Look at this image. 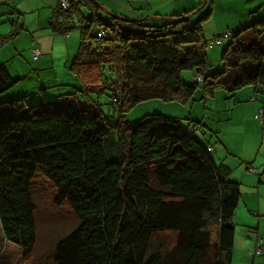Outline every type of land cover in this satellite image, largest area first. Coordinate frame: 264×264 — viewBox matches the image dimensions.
<instances>
[{
	"label": "trees",
	"instance_id": "obj_1",
	"mask_svg": "<svg viewBox=\"0 0 264 264\" xmlns=\"http://www.w3.org/2000/svg\"><path fill=\"white\" fill-rule=\"evenodd\" d=\"M58 3L52 32L69 37L79 31L67 74L55 78L53 67L50 76L36 73L31 78L38 86L30 93L22 84L27 79H13L0 64V96L23 85L22 93L0 99L5 244L19 247L24 260L35 251L41 178L55 187L54 204L68 206L78 222L59 239L52 264H233L242 191L232 169L218 163L215 142L201 141L174 116L147 115L136 124L126 118L150 101L186 104L199 88L206 99L251 87L253 101L264 103V18L206 40L202 29L212 7L196 22L185 17L198 8L164 17L173 21L112 12L131 20L123 21L93 0H70L68 10ZM214 37L221 43L211 45ZM224 39L223 70L209 74V50ZM108 93L113 124L93 96ZM262 248L258 239L254 255Z\"/></svg>",
	"mask_w": 264,
	"mask_h": 264
},
{
	"label": "rangeland",
	"instance_id": "obj_2",
	"mask_svg": "<svg viewBox=\"0 0 264 264\" xmlns=\"http://www.w3.org/2000/svg\"><path fill=\"white\" fill-rule=\"evenodd\" d=\"M206 1V7H212L213 12L211 17L204 22L202 30L205 38L210 39L214 36L213 33H216L215 36H222L230 29V25H235L237 21L236 17L249 15V9H251V7L253 8L254 5H259L262 0ZM243 1L244 4H242ZM203 2L204 0H199L198 3L200 5L198 9ZM246 7H249V9H246ZM105 9L110 11L107 8ZM206 10L194 16L192 22H196L203 16ZM100 15L103 19L107 20L108 17L104 15V13ZM71 34H75L79 37L78 30H74ZM223 41V44L212 49L213 51L209 50L210 56H212L213 52L217 53L216 60L210 61L211 68L209 74L223 70L221 58L229 40L224 39ZM78 48L79 44H77V47L73 48L72 55H75ZM55 49L54 68L62 73L67 61L66 55L64 54L65 46L62 47L58 45ZM25 57L27 58L28 55L26 54ZM26 58H22V60L25 61ZM25 62L29 64L28 60ZM32 64L35 63L32 62ZM187 73L191 76H188V81L192 80L191 83L194 85L195 80L193 74L189 73V71ZM22 84L26 85L29 83ZM22 84H16L18 87H14L2 94L0 99L6 98L9 92H11L10 94L22 93V89H20L22 88L21 86H23ZM28 91L33 93V89ZM251 91L254 92V88H246L245 90L235 93V96H230L227 92L219 90L214 97H207L204 99L203 91L199 88L194 98L186 104L150 101L138 106L128 113L126 119L128 122L136 124L147 115L164 114L174 116L182 119V124L186 129H190L191 132L195 129L194 133L201 141H204V137L206 136L209 140L214 139L215 143L218 141L213 131H218L219 137L231 151L230 154H227L228 162L235 166V168L240 166L248 176L256 177L257 181H259L258 178L261 175L263 166H260L261 171L259 175H252L245 171L246 164H240L239 161L241 159L239 155H241V157L251 159L253 168H259L257 166L261 163L264 165V113L262 114L260 111L263 109L264 105L260 101H252L253 96L247 95V92ZM243 94H246L247 97L245 95L243 96ZM93 96L96 102L100 103L102 106L103 113L108 123L113 124L116 120V115L115 108L111 104L110 94ZM242 97H246V100ZM51 98L54 100L57 99L53 98V96ZM197 122L200 124H197ZM243 189L244 187L242 186V193L244 192ZM56 193L55 187L45 179H38L35 186V199L39 208L41 221L40 223L38 222V245L29 260H24L22 251L19 247L13 244H5L0 223V264H52V253H54L55 246L59 242V239L65 236L70 230L76 228L78 223L68 206L64 205L58 207L54 204ZM40 219L38 217V221ZM247 231L249 230L247 229ZM166 238L168 241H171L173 235L169 234Z\"/></svg>",
	"mask_w": 264,
	"mask_h": 264
},
{
	"label": "crops",
	"instance_id": "obj_3",
	"mask_svg": "<svg viewBox=\"0 0 264 264\" xmlns=\"http://www.w3.org/2000/svg\"><path fill=\"white\" fill-rule=\"evenodd\" d=\"M98 1L111 12L128 18L169 17L198 8L200 5L198 3L199 0ZM242 4H244V1ZM58 6V0H0V38L5 39L2 43L0 42V64L6 65L13 79H27L26 81L28 82L26 83H29L25 86L27 90H36L38 81L31 78L36 73L41 75L43 71H47L50 76L49 69L55 67V48L58 45L65 46L64 54L66 55L67 61L62 73L54 68L55 72L52 75L58 79L65 76L67 74V66L74 57L72 55L73 48L79 44V37L75 34L64 37L52 32L49 23ZM246 9H249V7H246ZM259 18H264V0L259 5H254L253 8L251 7L249 9V15L236 17L237 21L235 25H230L228 31H237L239 28L241 29L243 26H247ZM14 31L17 34L11 37ZM213 34L215 35L216 33ZM206 40L209 39L206 38ZM35 49H39L42 53L38 63L33 59V50ZM26 54L28 55L27 58L25 57ZM216 57L217 53L215 52L212 53V56L209 55L210 61H215ZM22 58H26L29 64L25 62L26 60L23 61ZM32 62L35 64H32ZM255 92V90L254 92H247V95L253 96L254 98ZM244 95L247 97L246 94ZM246 97L242 98L246 100ZM256 101L258 100L254 102ZM260 102L262 103V101ZM262 104L264 105V103ZM205 140L210 144L214 143V139L209 140L206 136L204 137ZM217 141L214 149L218 163L228 165L232 169L231 179L233 178L232 180L239 182L241 187H244V192L242 193L235 217L237 237L233 254V264H264V165L261 163L257 166L259 168H253L251 159L239 155L241 158L239 160L240 164L245 163V171L252 175H259L261 171L260 166H263L261 175L258 178L259 181H257L256 177L248 176L240 166L235 168V166L228 162L227 154L231 153L230 149L224 144L221 138ZM250 167L257 172L251 173L248 170ZM258 239L263 241V248L261 250L263 254L254 255Z\"/></svg>",
	"mask_w": 264,
	"mask_h": 264
},
{
	"label": "water",
	"instance_id": "obj_4",
	"mask_svg": "<svg viewBox=\"0 0 264 264\" xmlns=\"http://www.w3.org/2000/svg\"><path fill=\"white\" fill-rule=\"evenodd\" d=\"M93 3L101 10L103 11L105 14L115 18V19H118V20H123V21H131V20H128V19H125V18H122L120 16H117V15H114L112 14V12L110 11H107L100 3L98 0H93ZM207 4V1L204 0L203 4L201 5V7L196 10L195 12H193L192 14H190L189 16L185 17V18H191L193 16H195L196 14H198L200 11H202L205 6ZM145 20H149V21H173V20H176V19H171V18H164V17H150V18H147Z\"/></svg>",
	"mask_w": 264,
	"mask_h": 264
},
{
	"label": "built area",
	"instance_id": "obj_5",
	"mask_svg": "<svg viewBox=\"0 0 264 264\" xmlns=\"http://www.w3.org/2000/svg\"><path fill=\"white\" fill-rule=\"evenodd\" d=\"M60 3H61V6L65 9V10H68V8L70 7V0H59ZM229 36H231L230 33H227L224 38H228ZM221 43V38H213L212 41H211V45H214V44H220ZM41 56V51L39 49H35L33 50V59L35 61H37L39 59V57ZM199 81V79H198ZM262 112V114L264 113V109L260 110ZM210 150V149H209ZM249 171L251 173H256L257 171L250 168ZM261 251V250H260Z\"/></svg>",
	"mask_w": 264,
	"mask_h": 264
}]
</instances>
